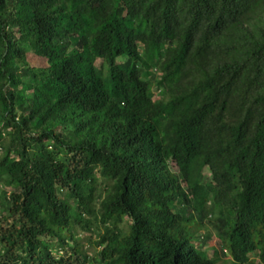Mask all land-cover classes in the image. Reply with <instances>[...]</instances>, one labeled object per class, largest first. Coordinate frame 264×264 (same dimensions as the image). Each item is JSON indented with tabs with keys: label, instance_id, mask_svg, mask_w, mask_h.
Masks as SVG:
<instances>
[{
	"label": "trees",
	"instance_id": "16d2710c",
	"mask_svg": "<svg viewBox=\"0 0 264 264\" xmlns=\"http://www.w3.org/2000/svg\"><path fill=\"white\" fill-rule=\"evenodd\" d=\"M0 214V264H264V0H0Z\"/></svg>",
	"mask_w": 264,
	"mask_h": 264
},
{
	"label": "rangeland",
	"instance_id": "374dc122",
	"mask_svg": "<svg viewBox=\"0 0 264 264\" xmlns=\"http://www.w3.org/2000/svg\"><path fill=\"white\" fill-rule=\"evenodd\" d=\"M172 165L174 166L175 164L172 163ZM172 170L173 171H177V169H175V168H172ZM0 221H1V219H0ZM0 224H1V222H0ZM207 228L210 229V226L207 225ZM74 231L78 235V241H79L83 251L93 257L99 251V250H96V248L93 245L96 236H92V234L84 232L78 227H76ZM211 233L213 234V230H211ZM190 234L192 236L191 239H195V241H198V240L201 241V239L205 235V230H202V231L198 232L197 235H194L193 232H191ZM197 247H200V245H197ZM211 255H212V253L203 254L204 257H206V256L207 257H211Z\"/></svg>",
	"mask_w": 264,
	"mask_h": 264
},
{
	"label": "clouds",
	"instance_id": "9594fccd",
	"mask_svg": "<svg viewBox=\"0 0 264 264\" xmlns=\"http://www.w3.org/2000/svg\"><path fill=\"white\" fill-rule=\"evenodd\" d=\"M170 166H171V169H172V168H175V169H177L175 166H173V165H172V163H170ZM177 171H178V170H177ZM177 171H175V172H177ZM188 194L190 195V193H189V192H188ZM196 218H197V216H196ZM210 218H212V217L210 216ZM204 254H205V253H204ZM202 255H203V254H202Z\"/></svg>",
	"mask_w": 264,
	"mask_h": 264
}]
</instances>
